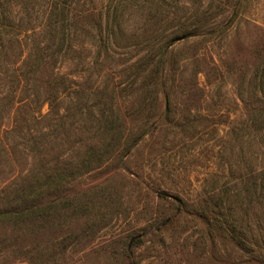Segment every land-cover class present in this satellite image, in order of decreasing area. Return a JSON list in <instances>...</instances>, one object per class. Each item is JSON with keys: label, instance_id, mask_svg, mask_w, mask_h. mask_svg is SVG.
Here are the masks:
<instances>
[{"label": "rangeland", "instance_id": "rangeland-1", "mask_svg": "<svg viewBox=\"0 0 264 264\" xmlns=\"http://www.w3.org/2000/svg\"><path fill=\"white\" fill-rule=\"evenodd\" d=\"M64 1L0 0V71L44 65L1 114L0 212L45 207L0 219V264H264V0Z\"/></svg>", "mask_w": 264, "mask_h": 264}, {"label": "trees", "instance_id": "trees-1", "mask_svg": "<svg viewBox=\"0 0 264 264\" xmlns=\"http://www.w3.org/2000/svg\"><path fill=\"white\" fill-rule=\"evenodd\" d=\"M56 2L58 0H53L54 5H56ZM68 0L64 1L63 3V10L60 9V12L65 13L69 10V7L67 5ZM55 10L52 11L57 17V19H54L52 21L55 25L58 24V21L60 22L61 26L64 24V21H61L59 18V11L56 13L58 6H54ZM52 13V14H53ZM51 16V15H50ZM181 41L183 39H177L174 41ZM174 41L171 44H167L165 46V51H163L162 60L159 61V64L162 66L164 65V57L167 55V50L172 46ZM163 49V50H164ZM42 53V52H41ZM39 52H30L28 53V56L26 57V61L23 63L27 65L28 70L27 72L23 71V65L20 68L15 69L12 73L7 72L2 73L0 71V81L4 80V83L0 85V118L2 117L1 114H5L7 111H9V114H12L13 112L17 111L22 106H28L32 107V105H35L37 102L34 101V99L37 97V95H40V88L37 84L39 73L43 70V63H42V54ZM29 62V63H28ZM158 73V86H160L162 89L166 86L165 81V69L161 68L160 70H157ZM56 77L52 78V80L55 82ZM52 83V82H51ZM50 83V93L48 95V102L50 109H56L57 108V98L60 96V89L57 86H54ZM56 85V84H55ZM168 98H170L169 93L166 95ZM7 102V103H5ZM5 104V106L3 105ZM5 111V112H4ZM246 127L249 129V131L252 128H255L259 133L254 137L255 141L256 139L259 140L262 145H264V130L262 128L264 127V119L263 118H257L254 117L252 119H249V121L246 124ZM15 129H17L15 127ZM249 174L255 178L264 177V166L263 167H256L253 166L249 169ZM55 204L52 203L50 208H54ZM45 207H42L40 205H34V207H31L29 209L27 201L23 202L22 200L19 201L18 205L13 207L11 211L6 212H0V219H7L11 218L13 220H24L25 218H28V215L31 213H40L43 211Z\"/></svg>", "mask_w": 264, "mask_h": 264}]
</instances>
